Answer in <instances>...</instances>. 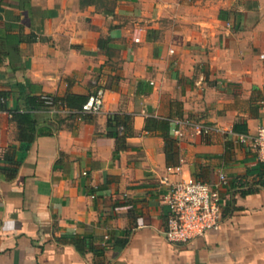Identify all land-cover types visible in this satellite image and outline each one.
I'll list each match as a JSON object with an SVG mask.
<instances>
[{
  "label": "crops",
  "instance_id": "0c3cea01",
  "mask_svg": "<svg viewBox=\"0 0 264 264\" xmlns=\"http://www.w3.org/2000/svg\"><path fill=\"white\" fill-rule=\"evenodd\" d=\"M21 88L103 89L105 100L84 119L38 110L49 134L10 179ZM112 113L132 115L122 150ZM178 118L216 129L179 137ZM162 119L177 140L170 155ZM262 125L264 0H0V264H264V161L252 143ZM220 173L221 227L169 242L171 183L214 185Z\"/></svg>",
  "mask_w": 264,
  "mask_h": 264
},
{
  "label": "built area",
  "instance_id": "2783aa9c",
  "mask_svg": "<svg viewBox=\"0 0 264 264\" xmlns=\"http://www.w3.org/2000/svg\"><path fill=\"white\" fill-rule=\"evenodd\" d=\"M136 40L139 41L140 38ZM104 96L103 89L90 94L80 112L99 113L103 109ZM47 102L52 103V97H47ZM61 104L65 107L64 103ZM174 123L177 126L173 128V132L179 137L184 136L183 128L185 127H191L201 135H209L216 129L212 125L196 120L178 118L174 120ZM240 138L244 139V136L241 135ZM252 139L259 159L264 161V125L259 127ZM180 169V166L174 167V170ZM228 182L225 173H220L219 181L214 185L194 176H181L172 182L165 196V202L170 207L167 226L164 230L167 240L172 243H186L204 236L209 230L219 229L223 222L220 188Z\"/></svg>",
  "mask_w": 264,
  "mask_h": 264
},
{
  "label": "trees",
  "instance_id": "16d2710c",
  "mask_svg": "<svg viewBox=\"0 0 264 264\" xmlns=\"http://www.w3.org/2000/svg\"><path fill=\"white\" fill-rule=\"evenodd\" d=\"M21 99L23 101L22 108H16L12 112V120L17 124V138L20 141L19 150L15 153L7 154V160L11 162V166L6 168L8 172V178H14L18 171L19 165L24 159L25 153L29 150L31 144L38 135L49 134L47 131L40 130V126L37 120L36 112L38 110H51L56 107H62L61 103H64L65 107H69L71 110V115L80 116L84 119L90 113L80 112L83 103L87 100L88 96L68 92L66 96H54V95H37L27 92L25 89H20ZM47 97H52L53 102L48 103ZM61 102V103H60ZM79 111V112H78ZM153 120V119H150ZM149 120V121H150ZM156 120V119H154ZM132 115L129 113H112L108 118V135L116 137L117 139V150H122L127 147V136L132 131ZM149 123V122H148ZM162 127L167 132L164 134L166 139V150L170 155V152H175L177 149V140L170 136V122L168 119H162ZM150 128V124H147ZM121 128H123L121 130ZM198 178V177H197ZM264 185V184H263ZM128 235V233L126 234ZM115 243L119 247H125L128 243V236L123 238H117ZM79 249L83 250L81 247L84 243L81 240L76 241Z\"/></svg>",
  "mask_w": 264,
  "mask_h": 264
}]
</instances>
